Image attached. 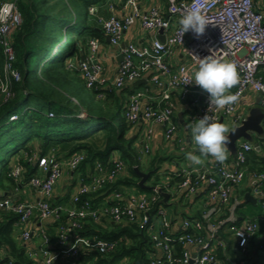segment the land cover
Instances as JSON below:
<instances>
[{
  "label": "built area",
  "instance_id": "built-area-1",
  "mask_svg": "<svg viewBox=\"0 0 264 264\" xmlns=\"http://www.w3.org/2000/svg\"><path fill=\"white\" fill-rule=\"evenodd\" d=\"M257 1L166 0L164 7L159 4L141 7L138 0H109L104 4L107 9L122 6L125 11L122 14L114 11L108 16L98 14L101 6L92 5L90 12L97 15L101 27L109 36V42L117 47L118 54H122L112 87L122 89L133 85L139 78H146L147 82L159 89L158 101L149 102L151 93L148 85L142 83L134 86L123 107L126 119L137 123L144 117L162 125L165 137L172 138L178 129L174 98V92L177 91L179 100L189 101L195 107L191 113L192 120L207 114L213 121L219 122L226 115H234L235 125H240L246 116L238 111V106L249 88L258 92L264 102V13L257 7ZM192 7L202 8L210 23L205 34L199 38L191 31L182 36L180 31L179 19ZM21 23L22 12L18 0H0V45L3 56L0 96L3 101L15 94V82L22 79L21 71L15 64L17 55L13 42L14 32ZM136 23L146 31L162 29L164 39L159 34L145 45L131 38L123 40L127 30ZM101 43L99 37H90L84 58H80L78 63L73 59L68 60L67 66L77 69L86 85L98 89L102 97L105 94L103 88L109 86L106 84L105 65L99 58ZM177 47L183 48L186 61L173 65L169 57ZM209 55L222 62L234 63L239 75L238 84L231 90L238 95V101L224 109L210 107L208 94L194 80L185 84L194 77L198 67L197 58ZM49 115H54V111L50 110ZM16 117L17 114L11 116ZM150 133L149 129L143 137V147L147 152L150 151ZM253 148V142L239 141L235 155L223 163L211 158L205 166L178 167L175 172L179 178L175 182L177 195L188 197L198 194L202 189L203 208L196 215L184 216L177 228L167 216L165 204L159 202L164 201L163 190L172 195L170 184L155 183L151 185L150 194L133 193L125 202L119 200L121 194L116 191L118 201L102 206L93 204L90 194L114 182L124 170L126 164L119 153H113L108 165L96 161L89 178L79 174L76 189L67 206L55 202V186L64 171V164L69 171H76L87 157L85 149L77 150L64 159L57 156L54 148L42 155L34 154L30 159L37 163L38 168L27 184L39 196L19 200L16 198V187L12 193L0 197V208L16 213L18 218L14 228L21 227L15 232L22 242L28 244L33 237H38V245L28 249V255L34 259L40 254L38 264H77L85 249L99 253L116 249L117 239L83 235L76 231L87 218L97 220L102 214L110 216L114 222L138 223L152 242L150 264H189L192 258L191 264H222L213 250L217 231L227 223L225 209L229 207L233 189L248 174L254 179L252 192L263 202V208L262 213L254 218L244 219L242 223L230 222V228L240 240L239 248L243 253H246L255 233L264 225V169H250L247 165L248 153ZM21 173L20 165L11 171L17 179ZM63 215L67 218L64 221ZM54 221H58L56 239L49 231V225ZM260 246L264 247V243ZM6 257L5 246L0 245V264L12 263V259L4 260ZM243 262L240 259V263Z\"/></svg>",
  "mask_w": 264,
  "mask_h": 264
},
{
  "label": "trees",
  "instance_id": "trees-1",
  "mask_svg": "<svg viewBox=\"0 0 264 264\" xmlns=\"http://www.w3.org/2000/svg\"><path fill=\"white\" fill-rule=\"evenodd\" d=\"M107 1L18 0L22 23L14 32L13 42L17 55L15 64L22 79L15 82V94L9 100L3 101L0 96V197L12 193L19 184L27 183L37 171V163L30 159L34 154L42 155L53 148L57 150L58 157L85 149L87 157L79 168L94 167L98 160L108 165L113 153H119L130 176L118 177L107 183L96 192L99 196H106L119 184H138L135 165L140 167V158L137 136L134 135L135 123L124 116L125 103L120 101L117 90L109 86L103 88L105 94L99 96L100 103L84 105L71 88L72 80L82 77L77 69L67 66L70 57L79 60L82 54H86L90 37L102 38L104 30L94 21L96 15L90 12V7L104 5ZM2 58L0 45V66ZM130 87L134 85H128L125 90L129 91ZM92 90L95 97L99 95L98 89ZM50 110L54 115H49ZM13 114H17L15 119L11 118ZM70 141L74 143L68 152L58 151V144ZM260 141L261 148H253L248 153L250 169H264V137ZM17 165L22 167L18 179L11 174ZM157 168L149 170V178L158 171ZM178 180L176 177L175 182ZM159 202L164 203L162 200ZM17 218L16 213L0 208V245L7 250L4 260L12 259L11 264H34L26 243L16 235L14 224ZM66 219L63 215L62 221ZM98 221L89 217L76 231L83 235L117 239L118 246L106 253L85 249L79 259L85 260L86 264H118L124 258L128 259V264H150L152 242L138 223L107 220L105 226ZM55 222L57 225L58 221ZM228 252L235 256L232 248ZM216 255L226 260V264H233L220 248ZM234 260L241 264L237 257Z\"/></svg>",
  "mask_w": 264,
  "mask_h": 264
},
{
  "label": "crops",
  "instance_id": "crops-1",
  "mask_svg": "<svg viewBox=\"0 0 264 264\" xmlns=\"http://www.w3.org/2000/svg\"><path fill=\"white\" fill-rule=\"evenodd\" d=\"M115 1L119 2L120 0H115ZM138 1H139V4L141 7H147V6H150L153 4H159V5L164 7L166 4V0H138ZM257 7L261 11H263V13H264V0H258L257 1ZM114 11L116 13L122 14L125 10L122 6H117L115 9H107L106 5H101L98 14H103L105 16H108ZM159 34H160L159 31H154V30L146 31V30L142 29V27L140 26L139 23H136L129 30H127V32L124 35L123 40L131 38V39H134L136 42H138L140 45H145V44H148L149 41L154 36L159 35ZM99 39L102 42L101 48L99 51V58L103 61L104 65H105V77H106V80L108 81V82H106V84H107V86L112 87V80H113V78L116 75L117 70H118V64L120 61V59H119L120 54L117 53V51H118L117 47L109 42V40L107 39V34L105 32H103L102 38L99 37ZM74 58L75 57H70L69 60H72V59L74 60ZM169 61L173 65H178L180 62L186 61L183 48L177 47L175 49V51L173 52V54L169 57ZM143 84L148 85V87L150 88L151 97H149L148 101L149 102L158 101L159 89L156 86L152 85L149 81L145 82ZM127 86H125L122 89H116L117 93L120 97V101L125 103V104L128 100L130 92L134 88V87H130L131 89L129 91H126L125 89ZM129 86H131V85H129ZM198 96L201 97V94L199 93ZM174 98H175V120L178 123V129L172 138L168 139L165 137L164 128L162 125L152 123L151 121L145 119L144 117L140 118L139 121L134 124V133H135L134 135L137 136L136 146H137V150H138L139 158H140L139 163H142V156H143L142 154H144V152L145 153L147 152L144 150V147H143V137L146 133H148L149 129H150L151 133H150V151H148V152L153 151L157 158L160 156V153H164L167 155V158H168L167 161H169L170 163H168L166 165V167L160 171H163V175H165L166 178L168 179L166 185L170 184V192L172 193V195H170V197L168 198L167 201H164V204L166 207V205H168L170 200H172V202L177 200L176 206L178 205V207L175 208L176 209L175 212H173V213L169 212L166 208L167 216L171 219L173 226L177 228L178 225L181 223L182 218L184 216H188L186 208L189 207L190 211L193 212L192 215H196L199 212H201V210L203 208V202H202V196H201L202 195V189L199 191L198 194L190 195L188 197L181 195V194L177 195L176 192H175L176 194L175 193L173 194V192L171 190V187L173 186V184L176 181L175 172L177 171L178 167L181 166L178 163V160L176 159V153H178V151H180V153L183 152V154L185 152H188V153H194L196 155H199V152L196 151L195 144L192 142L191 134H190V127L195 122L191 118V113L195 107L189 101L179 100L177 98V91L174 92ZM253 108H259L264 113V102L261 100L260 94L258 92H256L255 90L249 88L247 90L246 95L239 102L238 111L240 113H242L243 115H245L246 119H247L249 117V115L251 114V110ZM226 116H230L229 118L233 122H235L234 115H226ZM226 116L222 117V123H224V119ZM260 124L262 126L261 127L262 131H253L252 139H246V138L242 137L239 141L241 142L244 140H248V141L253 142L254 145L256 142H258L260 145V148H261L260 139H261V137H264V117L260 120ZM232 128L233 127H229L230 130ZM66 143H67L66 146H68V148H69L72 145V143H74V142L70 141V142H63L61 144H58V151L61 150L63 144H66ZM260 148H256V145H255V149H260ZM50 150H52V149H50ZM55 151H57V150L55 149ZM234 155H235V153H233L229 149L228 157L231 158ZM62 156L63 155H61L60 158L64 159V157H62ZM162 157H165V156H163V155L160 156V158H162ZM157 158H153L151 160V163H153V161L155 162V160ZM211 158L212 157H210V156L207 158H202L204 162L201 165H194L189 160V163L187 165L188 166H195V167L205 166V165L209 164V162L211 161ZM247 165L249 167L248 163H247ZM135 166H138V165H135ZM94 167H92V165H87L85 167L79 168V174H85L86 177L89 178L91 176V173L94 171ZM138 168L141 171L149 172V170H142L141 165H140V167L138 166ZM64 170H65V174H67L69 176L67 178L74 179L75 171H69L66 164H64ZM160 171L158 170L156 172H160ZM137 174H138V172H137ZM126 175L130 176V172L128 170L127 164L125 165L122 173L119 175V178H122ZM140 178H141V176L139 175V180H140ZM148 179H149V177L147 178V180ZM139 180H138V184H135V183L119 184L117 188L109 191L106 196L105 195L99 196V194H97V193L94 194L93 196L91 195V198L94 199L93 204L95 206H102V205L112 204L115 201H118V200H116L117 198L115 197L116 191L120 192V194H121V199H119V200L121 202H125L129 199V196L131 194L141 193V192H136V190H135L136 187L141 188V189H149L150 190L151 186H149V185H147L148 188L141 187V185H139ZM147 180L145 181L146 184H147ZM75 181H74L75 184H74V187L72 190L73 192L75 191L76 185H77L76 184L77 180H75ZM172 182H173V184H172ZM253 182H254L253 177L250 174H248L244 178V180L242 182H240V184L237 185L233 189V191L231 193V199L229 202V207H227L225 209L226 217H227V223H225L224 225H221V227L217 231V238H216L215 246H214L213 250L217 253L219 248H220L222 250V252L224 253V255L230 261H232L233 264H237L234 260L235 257H237L239 260L244 259L243 264H264V247L260 246L262 243H264V225L261 227L260 230L257 231V233H255V237L253 236L251 241H249V245L247 247L246 253H243L240 250V248H239L240 247V240L235 235L234 231L230 228V222L231 221H237L239 223H242L244 221V219L254 218V217L246 216L244 213H242V205L244 202H252L254 204H258V202L261 201L252 192ZM16 187H18V193H17L16 198H18L19 200L37 198L39 196L38 192L35 191V189L31 188L27 183L19 184V186H16ZM16 187H15V189H16ZM65 187H66V184L63 186V188L60 192L58 191V189H55L53 199L55 202L62 203V204L67 206L69 204V201H70V198H71L73 192L70 195L65 194L67 192L65 190L66 189ZM247 193H249L251 196H253L255 198V201L246 199ZM262 204H263V202H262ZM179 208H181V209H179ZM105 219H107L109 221L112 220L110 216L102 214L99 217V219H97V221L100 220V221H98L99 223H102V225L107 226L106 222H105L107 220H105ZM55 223L56 222L54 221L53 224L49 225L50 226L49 231L52 233L53 239H56V237H57V227H56ZM232 233L237 237V239H236L237 245L234 247V250L237 251V253L235 252V256H232V254H230L228 252V249L231 248V246H232V241L230 240L231 237L229 236L230 234L233 235ZM256 235H257V237H256ZM38 243H39L38 237H36V236L33 237L32 241H30V242H28V244H26L27 245L26 250L28 251V249L30 247H32L33 245L37 246ZM191 248H194V247H191ZM34 260L36 261V259H34ZM220 260H221L222 264H226V262H225L226 260H224L223 258H220ZM128 263H129L128 259L124 258L118 264H128ZM77 264H86V263H85V260L78 259Z\"/></svg>",
  "mask_w": 264,
  "mask_h": 264
},
{
  "label": "clouds",
  "instance_id": "clouds-1",
  "mask_svg": "<svg viewBox=\"0 0 264 264\" xmlns=\"http://www.w3.org/2000/svg\"><path fill=\"white\" fill-rule=\"evenodd\" d=\"M209 24L203 9L199 7H192L179 19L182 36L191 31L199 38L205 34ZM197 60L198 67L194 77L185 84L194 80L195 84L208 94L210 107L224 109L236 103L238 95L231 92L239 82L236 65L222 62L212 55ZM235 130H230L224 123L213 121L207 114L195 120L190 127V134L199 155L188 153L187 159L194 165L203 164L202 158L209 156L217 162H225L229 153V133Z\"/></svg>",
  "mask_w": 264,
  "mask_h": 264
},
{
  "label": "rangeland",
  "instance_id": "rangeland-1",
  "mask_svg": "<svg viewBox=\"0 0 264 264\" xmlns=\"http://www.w3.org/2000/svg\"><path fill=\"white\" fill-rule=\"evenodd\" d=\"M100 15H103V14H100ZM95 17L96 18L94 19V21L100 25V22H99L97 15ZM69 39H71V38H69ZM68 46H70V43H68ZM185 59H186V56H185ZM74 61H77V63H78L77 58H74ZM79 75H80V73H79ZM71 88H72L74 94L76 96H78L79 100L84 105L89 106L92 103H94V104L100 103L99 95H96V97H95L94 91L92 90V88H90L86 85L84 79H82V78L73 79L71 82ZM72 99L74 100L75 103L78 102L74 96H72ZM111 101H114L113 98L111 99ZM81 112H83V111H81ZM229 117L230 116L225 117L224 124L228 128L234 127L236 123L233 122ZM13 119H15V118H13ZM66 145H67V143L63 144V146H62L61 150H59V152H62V153L68 152L70 147L68 148V146H66ZM56 153H57V151H56ZM187 154H188V152H185L183 154V152L180 153V151H178V153H176V159L178 160V163L181 166H187V164L189 163V159H187ZM142 155H143L142 156V163H140L142 170H150V169H155L156 167H158L157 170L160 171V170H163L168 163H170L169 161H167V159H168L167 155L164 153H160V156H162V155L165 156L162 158H160V156L157 158L153 151L146 152V153L144 152V154H142ZM66 156H68V155H66ZM66 156L63 155L62 157H66ZM153 158H157V159L155 160V162L153 161V163H151V160ZM67 177H69V176L67 174H65V170H64L57 180L55 189H58V191L60 192L62 190L63 186L66 184L65 190L67 192L65 194L70 195L73 192L72 190H73L74 184L76 182L75 180H78L79 168L75 171L74 179H70ZM167 180L168 179L166 178V176L163 175V171H160V172L154 171L153 176L147 180V185L151 186L155 183L166 184ZM135 190H136V192H145L147 194H150L152 191L149 189H141L138 187H136ZM171 190H172L173 194L176 192L175 183L171 187ZM176 202H177V200H175L174 202H172V200H170L168 205H166V208L169 212H172V213L175 212V210H176L175 208L178 207V205L176 206ZM262 207H263V204L261 201H259L258 204H254L252 202H244L242 205V213H244L246 216L256 217L262 213ZM181 208H179V209H181ZM186 211H187L188 215H192V213H193L192 211H190L189 207L186 208ZM20 228H21L20 226H15V231L17 232ZM16 235H18V234L16 233ZM229 236L231 237L230 240L232 241V246H231L232 251L237 253V251L234 250V247L237 245V240H236L237 237L234 234L233 235L230 234ZM254 237H255V235H254ZM256 237H257V235H256ZM39 258H40V254L36 257V261L34 264H38Z\"/></svg>",
  "mask_w": 264,
  "mask_h": 264
},
{
  "label": "water",
  "instance_id": "water-1",
  "mask_svg": "<svg viewBox=\"0 0 264 264\" xmlns=\"http://www.w3.org/2000/svg\"><path fill=\"white\" fill-rule=\"evenodd\" d=\"M160 32V37L164 39V35L162 34V29L159 30ZM107 39L109 40V36H107ZM124 43H122L123 45ZM81 58H84V54H82ZM119 59H122V54L119 55ZM147 82L146 78H139L133 82L134 86L141 85L142 83ZM264 117V113L259 109V108H253L251 110V114L249 117L245 120L240 125L234 126L232 129H236L234 132L229 133V140L230 143L228 145L229 149L235 153L237 149V143L239 140L243 137L246 139H252L253 131H262V126L260 124V120ZM220 123H222V118L219 120ZM256 148H260V145L258 142L255 143ZM136 171L138 174L141 176L139 180V185L143 188H148L146 184V180L150 175V172H144L141 171L138 166H135ZM163 193V200L167 201L168 198L170 197V193L166 190L162 191ZM246 199L253 200L255 201V198L251 196L249 193L246 194ZM193 262V258L190 260V263Z\"/></svg>",
  "mask_w": 264,
  "mask_h": 264
}]
</instances>
